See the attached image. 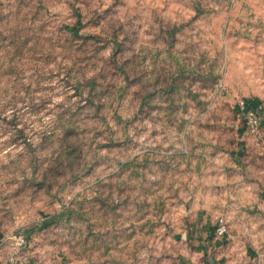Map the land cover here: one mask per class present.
I'll list each match as a JSON object with an SVG mask.
<instances>
[{"label": "rangeland", "instance_id": "1", "mask_svg": "<svg viewBox=\"0 0 264 264\" xmlns=\"http://www.w3.org/2000/svg\"><path fill=\"white\" fill-rule=\"evenodd\" d=\"M240 99L264 0H0V264H264Z\"/></svg>", "mask_w": 264, "mask_h": 264}, {"label": "built area", "instance_id": "2", "mask_svg": "<svg viewBox=\"0 0 264 264\" xmlns=\"http://www.w3.org/2000/svg\"><path fill=\"white\" fill-rule=\"evenodd\" d=\"M236 107L238 113L243 117L247 132L252 136H257L264 125L263 117L258 109L247 99H240ZM216 233L220 236L228 233V222L223 216L218 219ZM3 242L9 244L12 250L8 264H25L21 254L29 246L30 236L25 231H20L7 235Z\"/></svg>", "mask_w": 264, "mask_h": 264}, {"label": "trees", "instance_id": "3", "mask_svg": "<svg viewBox=\"0 0 264 264\" xmlns=\"http://www.w3.org/2000/svg\"><path fill=\"white\" fill-rule=\"evenodd\" d=\"M247 100L250 101V103H251L253 106H255V107L257 106V105H256V102H255L254 100H252V99H247ZM256 108H257V107H256ZM258 111H259V110H258ZM259 113H260V112H259Z\"/></svg>", "mask_w": 264, "mask_h": 264}, {"label": "crops", "instance_id": "4", "mask_svg": "<svg viewBox=\"0 0 264 264\" xmlns=\"http://www.w3.org/2000/svg\"><path fill=\"white\" fill-rule=\"evenodd\" d=\"M262 197H264V194H261Z\"/></svg>", "mask_w": 264, "mask_h": 264}]
</instances>
